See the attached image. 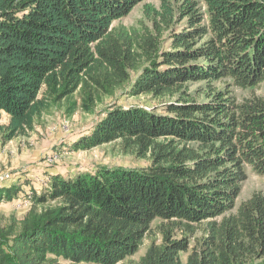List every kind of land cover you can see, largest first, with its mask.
I'll list each match as a JSON object with an SVG mask.
<instances>
[{
    "label": "trees",
    "instance_id": "obj_1",
    "mask_svg": "<svg viewBox=\"0 0 264 264\" xmlns=\"http://www.w3.org/2000/svg\"><path fill=\"white\" fill-rule=\"evenodd\" d=\"M143 1L0 0V150L53 110L163 103L105 107L70 147L116 143L144 168L3 182L0 204L29 208L1 218L0 264H264V194L236 208L247 169L264 177V0H159L114 25Z\"/></svg>",
    "mask_w": 264,
    "mask_h": 264
},
{
    "label": "rangeland",
    "instance_id": "obj_2",
    "mask_svg": "<svg viewBox=\"0 0 264 264\" xmlns=\"http://www.w3.org/2000/svg\"><path fill=\"white\" fill-rule=\"evenodd\" d=\"M197 1L202 2V0ZM145 4L158 7L159 0H144L136 5L129 15L114 25L138 27L142 23L147 24L142 12ZM252 93L256 96H264V84L254 89ZM250 94L251 91L239 92V96H249ZM162 105L161 101L153 100L147 96L129 97L124 91H119L113 98L107 99L102 105H99L93 114L77 112L72 117L66 118L61 111L53 110L50 114L42 117L40 124L29 135L16 138L2 147L0 150V179L6 174L10 177L14 175L13 181L19 177H24L30 183V187H34L40 192L39 185L43 183V178L49 169H54L55 172H60L59 174L62 175L73 176L82 172L93 173L100 166L127 170L144 168L147 166L145 161L123 155L116 143L80 152H72L70 147L78 137L91 131L99 118V113L105 107L140 106L148 110L157 108L159 112H163ZM255 192L264 194V177L256 175L251 169H247V178L236 201V208ZM28 208L29 206H27ZM27 209H18L16 205L0 204V220L10 216L20 220ZM158 223L155 221L152 224L153 230ZM154 238L157 241L160 239L158 235L156 237L153 235L152 239ZM149 244L150 239L146 238L139 251L128 261L137 263ZM185 259L186 256H182V264L185 263Z\"/></svg>",
    "mask_w": 264,
    "mask_h": 264
},
{
    "label": "built area",
    "instance_id": "obj_3",
    "mask_svg": "<svg viewBox=\"0 0 264 264\" xmlns=\"http://www.w3.org/2000/svg\"><path fill=\"white\" fill-rule=\"evenodd\" d=\"M10 179V176L8 174L4 175L3 177H1L0 179V187L2 186V183L9 180ZM16 207L18 209H21V208H27V206H29V201L28 200H24V201H21V202H17L16 204Z\"/></svg>",
    "mask_w": 264,
    "mask_h": 264
},
{
    "label": "crops",
    "instance_id": "obj_4",
    "mask_svg": "<svg viewBox=\"0 0 264 264\" xmlns=\"http://www.w3.org/2000/svg\"><path fill=\"white\" fill-rule=\"evenodd\" d=\"M48 172H49V173H56L54 169H53V170H52V169H49ZM59 173H60V172H59Z\"/></svg>",
    "mask_w": 264,
    "mask_h": 264
}]
</instances>
